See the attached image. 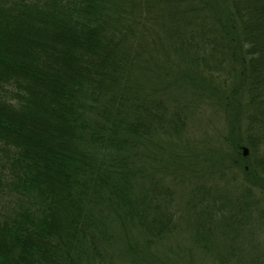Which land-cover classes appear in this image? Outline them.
I'll return each mask as SVG.
<instances>
[{
    "label": "trees",
    "instance_id": "obj_1",
    "mask_svg": "<svg viewBox=\"0 0 264 264\" xmlns=\"http://www.w3.org/2000/svg\"><path fill=\"white\" fill-rule=\"evenodd\" d=\"M185 95L233 107L228 150L246 146L243 175L264 183V0H0V264H150L136 243L176 227L155 164L176 183L218 175L177 150L201 108ZM242 208L214 239L193 226L216 264L264 263L217 242L253 225Z\"/></svg>",
    "mask_w": 264,
    "mask_h": 264
},
{
    "label": "rangeland",
    "instance_id": "obj_2",
    "mask_svg": "<svg viewBox=\"0 0 264 264\" xmlns=\"http://www.w3.org/2000/svg\"><path fill=\"white\" fill-rule=\"evenodd\" d=\"M218 80L220 81L221 79ZM216 87L221 88V86L217 85ZM185 97L197 104H201V108L195 110V114L190 121L188 133L182 141L184 146H180L177 150L189 148L191 151H196L195 153L204 152V158L209 157L215 161L218 175L215 176V173L212 176L206 174L199 184L192 181L176 183L169 175L172 173V167L166 166L164 160L163 162H157L155 164L156 176L160 178L164 174L162 179L165 183L172 185L176 193L177 202L172 210L176 217V227L174 232L167 235L157 245L147 247L140 239L136 246L148 254L150 264H216L220 258L215 257L214 250L204 251L195 247L192 237L193 226L200 224V228L204 227L206 232L209 231L208 234L212 235L214 239L218 236L221 227H225L228 224L234 225L233 216L234 212L237 211L235 207H244L240 210H252L253 225L250 227L247 223L246 227L242 228L240 232L229 231L227 237L222 236L217 242L229 244L231 243L230 239L235 238L232 239V244L234 246L240 244L244 247V253H246L241 256L234 253L237 258L248 259L250 254L253 258L257 254L264 256V187H262L264 183L262 180L247 179L243 175L242 169L246 162H244L241 155L242 149H247V147L244 145L239 147V160L238 158L236 159L231 150H228L231 144L227 145L225 142L227 138L234 140V137L239 134L238 128L231 130V126H234L233 115L237 114L233 112V107L229 109L221 107V109L208 102V100L202 101L200 96L185 95ZM239 113L242 114L243 110L239 111ZM214 152L216 157L213 155ZM221 154L222 157H220ZM224 154L228 157H224ZM248 154L249 152L247 156ZM191 156L188 155V158ZM245 181H247L248 185ZM196 185L203 188L201 195H197L194 192ZM254 186L258 187L255 188ZM247 187L250 190L249 199L244 196ZM217 189H220V193L226 194L222 198L214 197L218 196ZM232 195L234 198H232ZM197 199H199L198 203H200L201 210H204L198 219L196 218L198 209L195 206ZM212 199H218L219 206L221 204L225 205V201H232L228 203L226 208L219 207L216 214V210L211 208L216 200ZM248 204L249 206H247ZM189 205H193V210H191ZM182 218L184 221L182 220L181 224H179ZM250 228L254 229V231L250 230ZM210 230H214L216 233L212 234ZM235 235L236 237H234ZM229 237L231 238L229 239ZM262 261L264 262V257H262Z\"/></svg>",
    "mask_w": 264,
    "mask_h": 264
},
{
    "label": "water",
    "instance_id": "obj_3",
    "mask_svg": "<svg viewBox=\"0 0 264 264\" xmlns=\"http://www.w3.org/2000/svg\"><path fill=\"white\" fill-rule=\"evenodd\" d=\"M246 154H247V150L244 148L243 149V156H246Z\"/></svg>",
    "mask_w": 264,
    "mask_h": 264
}]
</instances>
